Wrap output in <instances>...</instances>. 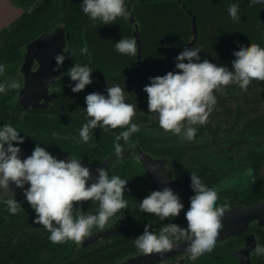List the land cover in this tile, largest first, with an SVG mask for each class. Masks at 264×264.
Returning a JSON list of instances; mask_svg holds the SVG:
<instances>
[{"label":"flooded vegetation","instance_id":"flooded-vegetation-1","mask_svg":"<svg viewBox=\"0 0 264 264\" xmlns=\"http://www.w3.org/2000/svg\"><path fill=\"white\" fill-rule=\"evenodd\" d=\"M209 1L126 0L128 19L118 18L110 25L92 22L81 11L82 0H5V5L0 1V11L9 9L8 4L24 11L14 23L0 30V63L7 66L5 77L23 84L18 90L0 94V126L10 122L26 137L25 143L19 145L21 154L30 156L39 144L54 158L67 161L71 154L95 167L93 182L100 167L108 169L110 176L129 180L124 196L128 207L120 210L104 230L93 228L78 245L73 241L51 243L50 233L34 223L36 213L25 197L16 198L23 208L15 215L0 204V264H264V256L258 257L255 252L257 244L264 246V215L263 219L252 220L242 216L225 218L229 211L264 201V165L254 171L245 158L248 146L257 142L240 139L239 135L225 139L219 137L224 133H207L201 139L205 143L200 155L191 146L183 152L174 142L188 141L169 132L161 134L157 115L149 112L148 94L143 91L148 85L144 84L146 75L129 68H138L139 53L132 57L115 50L120 39L136 38L137 44L140 41L143 45L142 60L158 61L161 56L164 61L170 59L188 44L185 42L189 40L182 37L186 22H190V42L193 40L188 11L196 16L195 5ZM81 48H87V53L81 54ZM73 51L75 56L70 54ZM59 54L68 56L60 69L55 60ZM75 63L93 70V83L80 93L71 91L75 82L67 76ZM116 84L125 90L126 103L136 105L133 122L140 126L129 143L120 141L119 157L114 151L113 133L123 129L91 130L88 143L79 138V130L88 119L85 97L93 92L106 95L107 88ZM20 113L24 114L22 120ZM147 157L167 160V164L151 165L144 161ZM192 172L217 191L218 204H230L214 250L193 261L186 259L183 244L163 255L139 252L134 241L145 226L152 223L158 232L163 223L169 222L142 212L140 201L152 191L170 187L179 194L186 209L192 195ZM98 207L91 201L82 204L83 211L90 214H96ZM183 211L171 222L185 226ZM240 228L237 235L220 238L223 232L226 235L228 230Z\"/></svg>","mask_w":264,"mask_h":264},{"label":"clouds","instance_id":"clouds-1","mask_svg":"<svg viewBox=\"0 0 264 264\" xmlns=\"http://www.w3.org/2000/svg\"><path fill=\"white\" fill-rule=\"evenodd\" d=\"M251 6H264V0H247ZM239 0L229 4L227 12L230 18L238 19ZM81 11L92 22L102 25L114 24L118 18L128 19L130 13L126 0H82ZM115 50L127 56L136 57L138 44L136 38H122L115 43ZM81 48V54L87 53ZM201 48L186 47L175 60L176 71L166 75L150 77V83L143 89L148 94L149 112L158 117L159 127L165 132L193 141L198 128L207 123L209 114L216 105L215 91L224 86L235 84L242 91L255 81H264V47L258 44L245 46L239 44L232 50L231 67L208 60L201 61ZM75 56V52L70 53ZM68 58L65 54L55 57L58 69L64 66ZM6 65L0 63V77H5ZM57 69V70H58ZM93 70L88 65L75 63L67 76L75 82L71 91L80 93L93 83ZM23 87L21 81L5 77L0 80V94ZM107 94L93 92L85 97L87 122L79 130L80 142L88 143L90 132L100 128L103 132L123 129L115 136L114 151L117 157L122 155L120 141L130 142V137L140 131V126L133 122L137 116L136 105L126 103L125 90L119 84L109 86ZM23 119L24 114H19ZM26 137L12 123L0 126V189L8 190L10 185L23 190L26 201L36 213L34 223L42 225L50 233L48 239L53 244L73 241L77 245L88 237L93 228L104 230L109 221L122 209L128 207L124 199L129 180L119 175L110 176L108 169L97 168L95 182L89 167L82 165V160L74 158L65 161L41 147H35L32 154L21 159ZM189 197L185 209L178 193L172 188L152 191L140 201L142 212L155 214L163 223L157 232L152 223L145 226L142 235L134 243L139 252L163 255L174 248L184 245L186 259L193 261L197 257L210 253L216 246L222 218L230 204L225 201L218 204L219 195L209 187L196 173L190 174ZM27 185V187H26ZM98 204L96 214L85 213L83 202ZM12 215L22 210V203L10 195L0 198ZM183 211L185 226L171 222ZM256 255L264 256V246L257 244Z\"/></svg>","mask_w":264,"mask_h":264},{"label":"trees","instance_id":"trees-1","mask_svg":"<svg viewBox=\"0 0 264 264\" xmlns=\"http://www.w3.org/2000/svg\"><path fill=\"white\" fill-rule=\"evenodd\" d=\"M233 2L234 0H214L213 2L210 0L206 4L195 5L194 9L199 22L196 46L202 49L199 54L201 61L206 59L231 67V60L234 58L232 50L239 44L250 46L252 43L264 47V6L259 4L250 6L247 0H239L238 19H232L227 9ZM190 31V22H186L182 33V37L189 40L185 42L186 44H189L191 39ZM182 46L184 45H177L178 48ZM173 54L175 53H171L170 56ZM163 62L161 56L158 61L142 60L141 66L137 69L135 65L129 68L138 75L144 73L146 75L144 84L146 85L150 83V77L163 76L169 71H176L174 63L170 64L161 74L154 75ZM214 94L217 98L216 108L224 107L225 104L234 107L225 106L219 119L216 117L218 114H215L213 120L210 118L205 125L196 126L198 128L196 136L202 139V136L207 133L208 136H211V133L215 134L213 136L224 133L225 136L219 137L232 139L234 138L232 135H239L240 139L257 142L256 145L248 146L245 158L249 168L254 171L259 170L264 165V81L254 80L246 92L237 85L231 84L224 86L220 91L214 90ZM252 94H254V101L251 99ZM238 127L239 129L236 130ZM163 132L165 131L163 130L161 134H165ZM179 142H174V144L182 147L183 152L189 149L190 146L186 142ZM160 145L163 146L162 143ZM182 159L184 155L181 156Z\"/></svg>","mask_w":264,"mask_h":264},{"label":"water","instance_id":"water-1","mask_svg":"<svg viewBox=\"0 0 264 264\" xmlns=\"http://www.w3.org/2000/svg\"><path fill=\"white\" fill-rule=\"evenodd\" d=\"M1 1V5H5V0H0ZM9 9L5 10V11H0V30L4 29L5 27L10 26L12 23H14L19 17H21V15L23 14V9L19 8V7H15L12 4H8ZM188 14L190 16H192V37L193 40L186 45L183 50L188 47H194L197 44V40H198V36H199V26H198V20L197 17L193 14L192 11H188ZM139 47H138V67L141 66L142 63V51H143V45L140 41H138ZM182 50V51H183ZM181 51V52H182ZM180 52V53H181ZM176 54L173 57H171L168 60H165L158 68L157 70L154 72V75H159L161 74L170 64H174L176 57L180 54ZM29 157L26 154H21V159H25ZM144 161L152 164H158L160 166H164L167 164V160H163V159H159V160H153L151 157H147L144 159ZM83 166L89 167L91 174H92V181H90L89 183L93 182V176L95 175L94 173V168L95 167H91L88 166L86 164H83ZM27 187V185H26ZM10 195H15V198H22L24 197V193L23 190L20 188L15 187V185H10V188L8 190H3L0 189V198H7ZM264 215V201L261 203H258L256 205H254L253 207H249V208H238V209H234L232 211H229L226 215V219L227 218H236L237 216H242L243 218H248L249 220L252 219H263L261 216ZM242 229H235L234 231L228 230V234L223 235L220 234V238H229L232 235H237Z\"/></svg>","mask_w":264,"mask_h":264},{"label":"rangeland","instance_id":"rangeland-1","mask_svg":"<svg viewBox=\"0 0 264 264\" xmlns=\"http://www.w3.org/2000/svg\"><path fill=\"white\" fill-rule=\"evenodd\" d=\"M251 99H253V101H254V94H252L251 95ZM225 103H223V105H224ZM225 106H227L228 108L229 107H231V108H233L234 106L233 105H230V106H228L227 104H225L224 105V107ZM224 107H221V108H216L215 106H214V108H213V111L209 114V117H208V120L211 118H214L215 117V114H218L216 117H218V119H219V117H220V115L223 113V110L225 109ZM234 115L236 114V113H233ZM224 117H226L225 115H224ZM227 118V117H226ZM213 120V119H212ZM225 126V125H224ZM226 128H227V126H225ZM170 133V135H174V134H172L171 132H169ZM205 143V141L204 140H201L200 139V137H197L196 136V138L193 140V141H188V144H189V146H191L192 147V149H197L195 152L196 153H199V154H197V155H200V147L203 145ZM213 153H217V152H213ZM205 155L204 153H201V155ZM262 174L264 173V168H263V170H262V172H261Z\"/></svg>","mask_w":264,"mask_h":264}]
</instances>
